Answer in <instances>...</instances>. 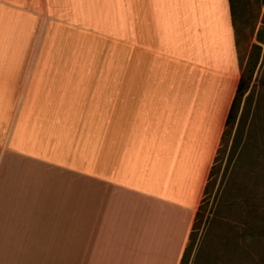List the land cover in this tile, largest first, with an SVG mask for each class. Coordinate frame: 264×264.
Returning a JSON list of instances; mask_svg holds the SVG:
<instances>
[{
	"label": "crops",
	"instance_id": "0c3cea01",
	"mask_svg": "<svg viewBox=\"0 0 264 264\" xmlns=\"http://www.w3.org/2000/svg\"><path fill=\"white\" fill-rule=\"evenodd\" d=\"M54 2L0 0V264H181L241 77L230 2L131 0L116 67L45 48Z\"/></svg>",
	"mask_w": 264,
	"mask_h": 264
},
{
	"label": "rangeland",
	"instance_id": "374dc122",
	"mask_svg": "<svg viewBox=\"0 0 264 264\" xmlns=\"http://www.w3.org/2000/svg\"><path fill=\"white\" fill-rule=\"evenodd\" d=\"M54 1L57 19L46 28V49L68 50L70 43L74 49L103 56L109 67L117 66L118 55L122 61L132 51L131 0ZM75 5L78 14L72 15L69 6ZM236 22L239 66V57L245 64L255 44L261 47L259 63L240 111L239 146L232 150L230 143L220 156L187 251V264H264V43L257 39L258 33L264 39V0H240ZM240 76L237 70L231 80ZM224 125L223 118L222 133Z\"/></svg>",
	"mask_w": 264,
	"mask_h": 264
},
{
	"label": "trees",
	"instance_id": "16d2710c",
	"mask_svg": "<svg viewBox=\"0 0 264 264\" xmlns=\"http://www.w3.org/2000/svg\"><path fill=\"white\" fill-rule=\"evenodd\" d=\"M229 2H230L233 25H234V29H235L236 44H237V48L239 49V32H238V26H237V22H236V13H237V7L240 4V0H229ZM259 35L260 34L258 33L257 39H258L259 43H264V39H262ZM260 50H261V47L255 44L253 46L251 53H250L245 64H243V62L241 61V59L239 57L240 68H241V77H240V80L238 82L236 93H235L234 99L232 101V104L230 106V110H229V113H228V116H227V119L225 122V129H224V132L222 135L220 149L218 151V154L216 156L214 165H213L211 173H210V178L208 181V185L206 187L205 197H204L202 205L200 206V209L197 213L194 228L192 230V234L190 237V244H189V246H188V248H187V250L183 256L181 264H187V251L189 250V247L191 245V240L193 238L194 233L197 232V230H198L197 226L200 222L199 217L201 215V210H202V207L205 203L206 196L209 195L210 185H211V182L213 181V178H214L215 173L217 171L218 161L220 159V156H221L222 152H224V149L230 145V143L232 144V146H231L232 150L236 146H239L238 144H239L240 140H238L237 138L239 137L238 135H239V132L241 130L240 128H241V121H242V116L240 117V111L242 109L243 103L245 102V104H246V102L249 98V96L246 97V95L249 92L251 85L253 83L254 75H255V72H256V69H257V66L259 63ZM232 155H233V153H232Z\"/></svg>",
	"mask_w": 264,
	"mask_h": 264
}]
</instances>
